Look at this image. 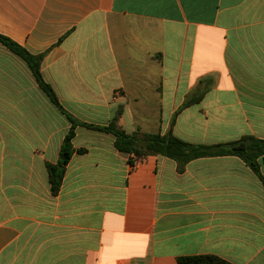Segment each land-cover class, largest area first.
Here are the masks:
<instances>
[{
	"label": "crops",
	"instance_id": "obj_1",
	"mask_svg": "<svg viewBox=\"0 0 264 264\" xmlns=\"http://www.w3.org/2000/svg\"><path fill=\"white\" fill-rule=\"evenodd\" d=\"M0 36L42 57V79L81 123L264 140V0H0ZM70 127L0 43V264H264V185L239 158L130 166L112 134L77 126L53 195L46 164Z\"/></svg>",
	"mask_w": 264,
	"mask_h": 264
},
{
	"label": "trees",
	"instance_id": "obj_2",
	"mask_svg": "<svg viewBox=\"0 0 264 264\" xmlns=\"http://www.w3.org/2000/svg\"><path fill=\"white\" fill-rule=\"evenodd\" d=\"M0 43L27 63L40 89L48 97L50 102L66 115L71 124V127L62 142L57 164H46L50 191L53 195H56L61 187L65 167L74 152L72 139L74 138V129L77 126H84L88 129L112 134L115 138V148L119 152L128 155L127 163L130 166H134L137 161H140L148 156H162L175 161L177 163L178 170L182 171L186 164L198 158L234 156L244 162V164L260 178L264 185V179L259 172L260 163L264 165V140L253 136H243L238 140L228 143L199 145L184 142L174 136L171 132L164 135L147 134L141 137L136 134L129 135L121 130L114 121L105 127L81 123L69 116L63 110L51 86L42 79L40 73L41 56H32L28 54L11 40L2 36H0ZM200 98L201 95H198L196 98L189 99L183 104L182 108L199 101ZM83 152V150L78 151V153ZM177 264L231 263H228L216 256L202 255L179 257L177 259Z\"/></svg>",
	"mask_w": 264,
	"mask_h": 264
}]
</instances>
